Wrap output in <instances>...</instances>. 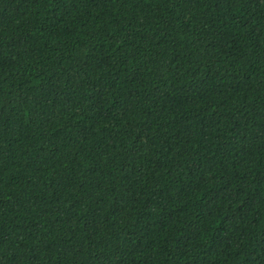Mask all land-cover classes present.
<instances>
[{
  "label": "trees",
  "instance_id": "1",
  "mask_svg": "<svg viewBox=\"0 0 264 264\" xmlns=\"http://www.w3.org/2000/svg\"><path fill=\"white\" fill-rule=\"evenodd\" d=\"M0 264H264V0H0Z\"/></svg>",
  "mask_w": 264,
  "mask_h": 264
}]
</instances>
